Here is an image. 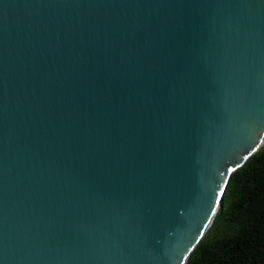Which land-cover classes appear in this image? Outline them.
I'll list each match as a JSON object with an SVG mask.
<instances>
[{
    "label": "water",
    "instance_id": "95a60500",
    "mask_svg": "<svg viewBox=\"0 0 264 264\" xmlns=\"http://www.w3.org/2000/svg\"><path fill=\"white\" fill-rule=\"evenodd\" d=\"M263 143L264 0H0V264H185Z\"/></svg>",
    "mask_w": 264,
    "mask_h": 264
},
{
    "label": "trees",
    "instance_id": "16d2710c",
    "mask_svg": "<svg viewBox=\"0 0 264 264\" xmlns=\"http://www.w3.org/2000/svg\"><path fill=\"white\" fill-rule=\"evenodd\" d=\"M185 264H264V143L232 171Z\"/></svg>",
    "mask_w": 264,
    "mask_h": 264
},
{
    "label": "snow or ice",
    "instance_id": "6c2138e0",
    "mask_svg": "<svg viewBox=\"0 0 264 264\" xmlns=\"http://www.w3.org/2000/svg\"><path fill=\"white\" fill-rule=\"evenodd\" d=\"M223 191H224V189H221V196H222V194H223Z\"/></svg>",
    "mask_w": 264,
    "mask_h": 264
}]
</instances>
